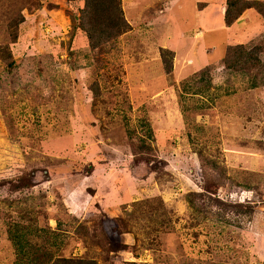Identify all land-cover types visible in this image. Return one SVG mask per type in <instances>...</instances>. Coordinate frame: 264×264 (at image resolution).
Returning a JSON list of instances; mask_svg holds the SVG:
<instances>
[{"label":"rangeland","instance_id":"1","mask_svg":"<svg viewBox=\"0 0 264 264\" xmlns=\"http://www.w3.org/2000/svg\"><path fill=\"white\" fill-rule=\"evenodd\" d=\"M257 1L120 0L96 45L84 0H0V264H264Z\"/></svg>","mask_w":264,"mask_h":264},{"label":"trees","instance_id":"2","mask_svg":"<svg viewBox=\"0 0 264 264\" xmlns=\"http://www.w3.org/2000/svg\"><path fill=\"white\" fill-rule=\"evenodd\" d=\"M84 8L82 11V17L80 19L79 27L85 31L90 43L98 45L102 41H107L116 37L119 34L129 29V24L124 18L121 8L120 0H84ZM261 2L257 0H226V8L224 12V21L227 25L231 24L236 18L239 17L241 12L248 8H256L261 11ZM23 20L21 19L15 22L14 26L19 24ZM232 49V59L225 60L227 67H237L238 65H246L242 61H254L259 62L257 56H251L246 52V48L240 44ZM170 68V67H169ZM251 87H255L254 84ZM15 226V225H14ZM11 240L16 243L18 250L22 251L23 244L21 242L22 237H18L9 231ZM55 241V240H53ZM19 242V243H18ZM57 249V248H56ZM21 253V252H20ZM22 257L14 260V264H97L92 259H82L74 257L56 256L52 252H49L46 257L39 259L38 257L33 259L22 260ZM33 260H39V262H33Z\"/></svg>","mask_w":264,"mask_h":264}]
</instances>
